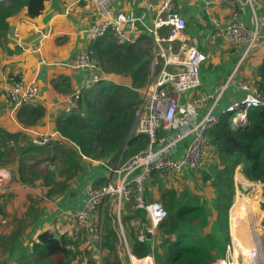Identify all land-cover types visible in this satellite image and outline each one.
Returning <instances> with one entry per match:
<instances>
[{"label":"trees","instance_id":"obj_1","mask_svg":"<svg viewBox=\"0 0 264 264\" xmlns=\"http://www.w3.org/2000/svg\"><path fill=\"white\" fill-rule=\"evenodd\" d=\"M45 1L0 0V41L10 31L9 17L25 8V15L35 18L42 12ZM142 39L151 43L147 35ZM90 42L86 52L101 78L83 87L72 108L55 122V131L64 140L35 145L30 137L22 133L0 135V168L8 170L11 180L24 187L47 188L46 194L52 200L64 194L72 181L76 180L86 159L106 161L111 168L117 169L141 152L147 143L144 135L133 133V126L135 111L141 100L139 90L150 80L148 44L138 42V39L131 43H119L110 31ZM257 71L259 78L252 86L255 93L262 96L264 61ZM109 75L125 79L127 83L107 81L105 77ZM21 114L20 121L25 126L41 118L44 109L26 103L18 108V116ZM205 137L214 160L207 166L205 164L200 172L202 179L210 180L214 188L211 216H208L202 204V201H206H201L199 195L183 192L176 196L175 191L169 190L161 196L167 216L154 232V244L151 246L148 240L135 238L130 247V253L135 258L152 256L154 264H211L215 259L222 258L225 245L229 242L228 210L224 200L227 201V195L232 190L237 167H240V174L248 182L263 184V201L259 211H263L260 216L264 228V106L250 110L245 124L232 125L230 115H220ZM6 140L15 141V144L10 146ZM13 194L11 191L5 197L0 195V207L3 206L2 201ZM234 195L235 192L228 201L229 209ZM133 200L132 196L128 203L134 205ZM29 201L32 204V199ZM99 205L95 209L96 214ZM43 213V208L34 210L31 221L22 214L16 232L6 237L4 244L0 245L3 253L7 254L0 264H72L75 254L69 246L76 247V244L67 235H54L43 229L37 232L35 240L31 239L32 231L39 227L43 219ZM143 213L138 208L133 212L136 216H143ZM124 220L121 219V224ZM209 223L213 224L210 233L205 228ZM28 229L29 232H26ZM215 234H218V239ZM116 245L115 230L104 224L97 243L103 252L99 256L100 264H121ZM94 258H87L85 264H96L97 257ZM143 262L148 264L149 261L144 259Z\"/></svg>","mask_w":264,"mask_h":264},{"label":"crops","instance_id":"obj_2","mask_svg":"<svg viewBox=\"0 0 264 264\" xmlns=\"http://www.w3.org/2000/svg\"><path fill=\"white\" fill-rule=\"evenodd\" d=\"M238 1L239 3L212 4L208 11L204 6L206 0H179L177 2L176 9L186 22L184 31L186 42L196 46L206 55V60L200 68V88L190 94L182 95L178 100L180 105L187 103L189 95L198 97L204 92L216 94L223 88L215 105V113L219 116L226 115L223 114L226 108L242 97L240 82L248 84L254 90L252 85L259 78L257 70L264 61V22L259 32L262 40L242 60L229 81V74L236 67L244 51V43L227 44L218 34V28L231 22L234 15L243 26L252 27L253 16L249 5L243 0ZM157 3V0H113L112 2L113 11H131L140 18L141 21L128 33L133 36V40L138 39V42L148 44L149 49L152 40L146 29L151 25ZM253 6L256 14L264 17V0H253ZM25 12L26 9L23 8L7 19L10 31L5 39L0 41V135L22 133L29 138L32 133L58 134L54 124L72 108V96L91 83L89 80L92 73L99 72L96 67L93 70L73 67V62L79 53L88 50L91 42L87 38V30L93 22L98 20V16L91 3H76L75 0H46L42 12L35 18H28ZM212 19L217 22L218 26ZM146 35L151 40L150 44L146 42L147 39H142ZM15 79L33 82L39 88V95L32 104L41 106L44 114L33 124L23 126L20 121L22 114L18 116V108H14L6 97L5 90ZM105 79L113 83H127L125 79L122 80L118 76L109 75ZM205 108L206 106L202 104L194 106L195 119L202 116ZM6 142L10 146L15 144V141L11 140H6ZM185 142L182 141L177 145L174 158L182 154ZM209 150L210 148L206 147L203 153L205 162L196 171L188 169L178 172L153 171L144 181L145 201L157 200L162 203L163 197L161 196L169 190L175 191L176 196L183 192L189 195H200V191L204 190L208 200L212 202L214 188L210 180L202 179L200 172L205 164L207 166L214 160ZM109 168L111 166L107 165L106 161L86 159L79 176L72 181L65 193L52 202L50 201L51 206L44 210L43 219L38 228L49 230L54 226H59L60 224L55 225L54 222L58 223L67 213L71 215L84 208L88 199V190L99 189L109 182L116 183L119 176L112 174ZM239 169L240 167H237L235 171L239 181L247 182L249 185L258 183L248 182L240 174ZM155 178L158 180L155 181ZM10 182L14 190L23 187L19 184L13 185L12 180ZM202 199L206 201L204 197ZM113 200L117 205V200ZM120 205V218H125V220L123 224L118 222L120 235L117 236L116 254L121 264H130L129 255L133 256L130 253V247L135 238L140 241L146 239L150 243L146 233L149 223L145 213L143 216L133 214L135 207L132 203L122 201ZM117 211L119 212L118 207ZM205 228L206 232L210 233L213 224L209 223ZM154 238L153 236L152 241ZM215 238H219L218 234H215ZM153 244L154 242L150 243L151 246ZM117 248L123 251V258L120 257ZM89 255L91 258L97 257L96 264H100V254ZM84 258L85 256L82 259ZM133 258L142 261L144 259L153 260L152 256L144 258L133 256Z\"/></svg>","mask_w":264,"mask_h":264},{"label":"built area","instance_id":"obj_3","mask_svg":"<svg viewBox=\"0 0 264 264\" xmlns=\"http://www.w3.org/2000/svg\"><path fill=\"white\" fill-rule=\"evenodd\" d=\"M151 25L146 29L150 34L152 44L150 48V80L141 90V100L135 111L133 133L147 138L145 148L129 158L119 168H109L112 174H117L116 183L109 182L99 189L87 191L88 199L84 208L71 216L79 219H89L98 204L108 198L117 200V207L122 201H129L133 196L135 208L143 210L149 226L146 230L150 243L157 226L166 218L167 212L160 201H145L144 181L153 171L178 172L182 169L196 171L202 167L203 153L207 147L206 132L218 121L215 105L219 100L223 88L216 94L201 93L198 97L189 95L187 103L180 105L179 98L190 94L201 86L200 68L206 60L204 52L196 46L189 45L185 39L186 22L176 9L179 0H157ZM248 4L253 16L252 27L247 28L237 20L236 15L224 27L218 28V34L227 44L244 43V51L236 67L231 71L228 81L232 79L239 64L252 48L262 40L260 28L264 17L256 14L253 0H243ZM76 3H91L95 8L98 20L93 22L87 30V38L95 41L110 31L119 43L133 42L129 31L133 30L141 20L131 11H113V0H75ZM239 3L238 0H206L204 6L208 11L212 4ZM150 6V4H148ZM213 20V19H212ZM216 26H218L217 22ZM74 68L93 70L95 65L90 61L85 50L81 51L73 62ZM101 75L94 72L89 80L91 83L100 80ZM243 91L241 99L233 101L223 112L230 115L232 125L245 124L250 110L264 106V94L258 96L250 86L239 83ZM5 94L14 108L22 104L33 103L39 95V88L33 82L17 80L11 82ZM78 92L72 96V102L77 100ZM206 106L205 112L195 119V105ZM60 139L57 133H32L30 141L35 145H47ZM182 141L185 148L178 158L173 155L176 147ZM8 170L0 169V195L14 190L11 186ZM21 186V185H20ZM262 226V225H261ZM263 227V226H262ZM264 229V228H263ZM232 244L225 245L224 256L215 259L211 264H231ZM130 264H144L142 260L129 255ZM148 264H154L149 259Z\"/></svg>","mask_w":264,"mask_h":264},{"label":"rangeland","instance_id":"obj_4","mask_svg":"<svg viewBox=\"0 0 264 264\" xmlns=\"http://www.w3.org/2000/svg\"><path fill=\"white\" fill-rule=\"evenodd\" d=\"M15 157H17V153H15ZM46 165L50 166V164H46ZM238 178L239 177L237 173H235V175L233 176L232 190L227 195L228 197L227 201L224 200V203L227 205V210H228L227 212L228 233H229V224L231 231V217L229 219L231 208L230 209L228 208V201L235 192V195H238L241 199H245L247 203H249L252 209L254 210L256 214L257 228L260 231L261 241L264 249V236H263L264 229L261 226L262 217L260 216V212L262 210L259 211L260 204L263 201V196H262L263 186L259 183L249 185V183L247 182L244 183L243 181H239ZM12 184L15 185L19 183L12 181ZM46 190L47 188L45 189H42L40 187L28 188L23 186L22 188L13 190L12 192L14 194L10 198L2 201L4 203L3 206L0 207V245L4 244V239L6 237L11 236L14 232H16L18 221L23 213H24V218H27L31 221L30 218L31 217L33 218L34 210L36 209L38 210L39 208H43L44 210H46L47 207L50 208L51 206L50 203L53 200L51 196H47ZM7 194H5L4 197L7 196ZM200 195L199 197L201 201H202V197L206 199V203L202 201V204L204 208L207 210L208 216H211L212 203L208 200L206 196L207 194L204 190L200 191ZM234 197L232 199V203L234 201ZM29 199H32V204L30 203L31 201H29ZM99 206L100 207L98 209L99 210L98 214H96V210L94 209L89 219H85V220L79 219L67 213L66 216H63L58 223L57 221L54 222L55 225L60 224L59 226L57 227L54 226L51 229H49V231L54 235H61V234L67 235L69 238H71L70 239L71 242H74L76 244V247H74L73 245L69 246V248L75 254V258L71 260L72 264H83V262L86 261L87 258L91 257L89 254H94V255L103 254V252H101V250L98 248L97 243L103 232L104 224L112 226L117 236L120 235L118 222H121V218H120L121 205L118 212L116 201H114L112 198H108L107 201L105 200L101 202ZM41 229L43 228L41 227ZM38 230H40V228H36L32 231V235H31L32 240H35L36 231ZM26 232H29V229ZM25 243H27V241ZM117 249L120 257L123 258V251L121 250V248H117ZM235 251H236V257L237 258L240 257V255L237 254V249H235ZM86 252H88L89 254L85 255ZM84 256L85 258L82 259ZM6 258H7V254L5 252L3 253V250L0 247V262H3ZM238 264H243L242 257H240Z\"/></svg>","mask_w":264,"mask_h":264},{"label":"bare ground","instance_id":"obj_5","mask_svg":"<svg viewBox=\"0 0 264 264\" xmlns=\"http://www.w3.org/2000/svg\"><path fill=\"white\" fill-rule=\"evenodd\" d=\"M232 242L231 264H264V249L260 231L257 228L256 214L245 199L235 195L230 209ZM261 229V228H260ZM240 257H236V251Z\"/></svg>","mask_w":264,"mask_h":264}]
</instances>
